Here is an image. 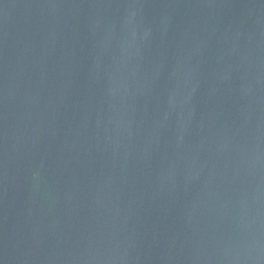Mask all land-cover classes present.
<instances>
[{
  "label": "water",
  "instance_id": "95a60500",
  "mask_svg": "<svg viewBox=\"0 0 264 264\" xmlns=\"http://www.w3.org/2000/svg\"><path fill=\"white\" fill-rule=\"evenodd\" d=\"M0 264H264V0H0Z\"/></svg>",
  "mask_w": 264,
  "mask_h": 264
}]
</instances>
